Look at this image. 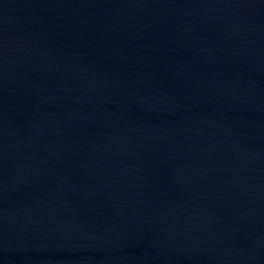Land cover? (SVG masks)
Wrapping results in <instances>:
<instances>
[{"label": "water", "instance_id": "water-1", "mask_svg": "<svg viewBox=\"0 0 264 264\" xmlns=\"http://www.w3.org/2000/svg\"><path fill=\"white\" fill-rule=\"evenodd\" d=\"M0 264H264V0H0Z\"/></svg>", "mask_w": 264, "mask_h": 264}]
</instances>
